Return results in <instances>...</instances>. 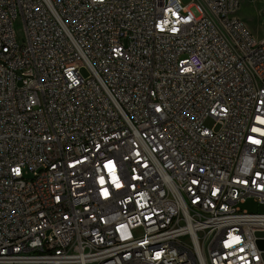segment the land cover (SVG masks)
<instances>
[{
	"label": "built area",
	"instance_id": "1",
	"mask_svg": "<svg viewBox=\"0 0 264 264\" xmlns=\"http://www.w3.org/2000/svg\"><path fill=\"white\" fill-rule=\"evenodd\" d=\"M241 9L0 0V264H264L241 207L264 205V36Z\"/></svg>",
	"mask_w": 264,
	"mask_h": 264
},
{
	"label": "rangeland",
	"instance_id": "2",
	"mask_svg": "<svg viewBox=\"0 0 264 264\" xmlns=\"http://www.w3.org/2000/svg\"><path fill=\"white\" fill-rule=\"evenodd\" d=\"M182 1L184 4L190 2V0H182ZM263 7H264L263 0H260L258 3L253 0H242V9L240 15L247 24V26L250 28V30L253 32V34L258 38L264 36V28L259 21L261 17L260 12L262 11ZM82 73L85 76L89 75V71L87 68H83ZM205 124L207 126L212 127L214 121L208 118ZM241 207L244 209H248L252 212H264V205L258 204L251 199L247 200L245 204L241 205Z\"/></svg>",
	"mask_w": 264,
	"mask_h": 264
}]
</instances>
